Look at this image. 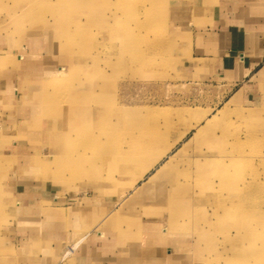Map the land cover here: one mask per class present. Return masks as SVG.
<instances>
[{"label": "rangeland", "instance_id": "rangeland-1", "mask_svg": "<svg viewBox=\"0 0 264 264\" xmlns=\"http://www.w3.org/2000/svg\"><path fill=\"white\" fill-rule=\"evenodd\" d=\"M178 1L0 0V74L20 82L0 99V264L31 189L45 219L90 203L99 229L159 235L176 262L264 263L261 123L183 73Z\"/></svg>", "mask_w": 264, "mask_h": 264}, {"label": "crops", "instance_id": "crops-1", "mask_svg": "<svg viewBox=\"0 0 264 264\" xmlns=\"http://www.w3.org/2000/svg\"><path fill=\"white\" fill-rule=\"evenodd\" d=\"M169 25L179 33L176 50L183 73L197 81L230 85L231 98L261 123L264 154V0H179ZM17 75L0 74L2 105L8 103L9 91L11 101L16 100ZM22 193L17 204L21 216L9 229L14 252L6 264H183L173 259L170 249L161 250L159 235L141 231L127 237L107 225L99 229L88 212L90 203H74L70 217L48 220L37 212L41 206L32 196L36 192ZM81 222H87L88 230Z\"/></svg>", "mask_w": 264, "mask_h": 264}, {"label": "bare ground", "instance_id": "bare-ground-1", "mask_svg": "<svg viewBox=\"0 0 264 264\" xmlns=\"http://www.w3.org/2000/svg\"><path fill=\"white\" fill-rule=\"evenodd\" d=\"M92 1H93V0H92ZM89 11H90V10H89ZM78 12H79V11H78ZM70 17H71V16H70ZM65 18H66V16H65ZM60 21H61V20H60ZM95 110H96V109H95ZM139 144H141V143H140V142H137V141L132 142V147H131V148H132V152H131V153L134 154V151H136V150H134V149H136V147H138ZM144 146H145V147H144ZM144 146H143L144 150L141 151V152H138L136 156L133 155V157H131L130 161H131V160H135V159H137L138 154H142V155H143V154H147V153L149 152V151H148V148H147L148 145H144ZM146 146H147V147H146ZM138 148H139V147H138ZM155 150H156V149H155ZM117 152H118V151H117ZM154 154H155V153H154ZM156 154H157V153H156ZM223 155H224V154H223ZM130 164H132V163H130ZM174 177H175V176H174ZM170 178H171V177H170ZM165 179H169V178H165ZM173 180H174V178H173ZM170 182H171V181H170ZM170 182H169V183H170ZM231 182H232V181H231ZM237 182H238V181H237ZM174 183H175L176 185L178 184L177 179L174 180ZM237 184H238V183H237ZM141 188H142V187L137 186V189H136L135 191H136V192H137V191L139 192ZM235 188H236V187H235ZM139 193H140V192H139ZM170 198H171V197H170ZM233 205H234V204H233ZM239 206H240V205H239ZM248 221H249V220H248ZM243 222H244V221H243ZM242 225H243V224H242ZM261 227H262V226H261ZM259 228H260V227H259ZM261 230H263V228H262ZM257 231H258V230H257ZM257 231H256V232H257ZM243 232H244V231H243ZM249 233H250V232H249ZM251 235H252V234H251ZM248 236H249V235H248ZM253 238H254V237H253ZM251 239H252V238H251ZM243 240H244V239H243ZM252 245H253V243H252ZM254 245H255V244H254ZM261 247H262V246H261ZM252 248H253V247H252ZM250 250H251V249H250ZM250 250H249V252H250ZM257 250H258V249H257ZM238 253H239V252H238ZM240 253H241V252H240ZM235 254H236V253H235ZM235 254H234V255H235ZM241 255H242V254H241ZM260 258H261V257H260ZM259 260H260V259H259ZM256 261H257V260H256ZM253 263H254V262H253ZM261 263H262V262H261ZM262 264H264V263H262Z\"/></svg>", "mask_w": 264, "mask_h": 264}]
</instances>
